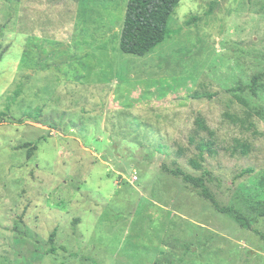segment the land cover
<instances>
[{"label": "rangeland", "instance_id": "374dc122", "mask_svg": "<svg viewBox=\"0 0 264 264\" xmlns=\"http://www.w3.org/2000/svg\"><path fill=\"white\" fill-rule=\"evenodd\" d=\"M127 1L0 0V264H264V0H180L144 56Z\"/></svg>", "mask_w": 264, "mask_h": 264}, {"label": "trees", "instance_id": "16d2710c", "mask_svg": "<svg viewBox=\"0 0 264 264\" xmlns=\"http://www.w3.org/2000/svg\"><path fill=\"white\" fill-rule=\"evenodd\" d=\"M180 0H128L123 20V25L119 38V50L124 54H130L135 56H144L152 51L157 45L162 43L168 36L170 31L167 28L168 20L174 9L177 7ZM264 75V74H262ZM261 75H255L251 79V84L246 86V89L255 95L257 88V79ZM245 88L238 87L230 89L231 92H242ZM210 98V96H208ZM235 99L241 105L247 107L246 102L238 95H234ZM232 119V118H231ZM234 123L240 122L244 124L245 120L234 118ZM249 127H253V124H248ZM196 129L207 133L210 137L213 136V132L204 124L201 119L195 121ZM201 148H205L209 153L212 152V142L202 144ZM241 154L246 155L249 151V146L245 144H239ZM30 155V150L27 156ZM191 168L198 170L200 164L195 160H189ZM251 169H246L241 172L242 175L250 174ZM169 173L173 176L181 177V179L192 186L193 188L200 189L202 196L207 199L215 208L216 203L206 183L210 182L207 179L208 172L203 171V174L199 177H193L185 174L179 169L170 170ZM223 211V210H222ZM264 215V207L261 210ZM235 220L241 225V227L248 229L249 223L241 215L236 214ZM264 244V234L255 232ZM53 235L49 237V242L52 243ZM53 252V249L51 250Z\"/></svg>", "mask_w": 264, "mask_h": 264}]
</instances>
